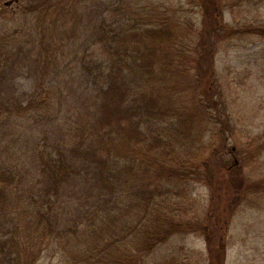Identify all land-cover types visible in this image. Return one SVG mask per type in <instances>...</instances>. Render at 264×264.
<instances>
[{"label": "trees", "instance_id": "trees-1", "mask_svg": "<svg viewBox=\"0 0 264 264\" xmlns=\"http://www.w3.org/2000/svg\"><path fill=\"white\" fill-rule=\"evenodd\" d=\"M132 1L113 0L107 4L108 14L102 12L98 21L91 20L95 43L102 42L107 49L99 57L88 54L83 63L96 86L76 95L75 101L73 97L66 99L72 104L67 109L63 108L67 102L61 99L56 113L48 114L54 120L53 129L46 131L56 136L53 150L51 154L37 153L42 179L34 183L35 192L28 190L29 198L41 207L33 208L35 213L32 209L26 223L10 211L0 215V231H8L3 243L0 239V250L17 248L22 242L33 244L36 237L41 242L75 248V264H154L152 258L160 245L177 234L202 229L210 264H226L228 244L219 227L224 220L212 229L202 226L196 214L186 210L184 198V191L189 193L193 182L203 180L222 202L217 214L221 220L226 214L233 215L239 201L259 185L247 183L237 164L227 167L217 147L211 152L217 163L201 162L199 148L210 150L214 144H196V138L207 133L210 124H216L223 104L215 98L214 50L219 37L231 30L217 17L223 0H197L204 16L214 9L210 28L205 24L199 30L176 14L159 13L156 5L134 6ZM68 2L30 1L27 13L36 17L40 50L33 46L24 54L23 46L14 47L0 37V148L8 134L5 127L9 119L22 107L29 115L39 111L46 117L45 109L51 102L38 98L47 86L15 99L8 73L28 58L37 68L44 64L43 72L54 66L63 47L52 46L50 40L57 36L62 13L80 3ZM86 17L76 14V22ZM249 28L264 36V24ZM148 33L162 42L158 46L146 42L144 49L135 48L133 44H139ZM137 35L141 38L136 39ZM156 63L161 65L160 71H155ZM191 88L199 91L191 94ZM165 92L168 96L163 99ZM203 120L206 127L201 126ZM1 154L0 149V201L5 203L27 172L20 170L19 164L3 161ZM262 185L264 188V182ZM16 201L11 197L10 205ZM0 255V264L3 259L8 264L13 260L24 264L21 251L15 258L12 253ZM25 264L34 262L31 259ZM156 264L167 263L163 259ZM168 264H180V260Z\"/></svg>", "mask_w": 264, "mask_h": 264}, {"label": "rangeland", "instance_id": "rangeland-1", "mask_svg": "<svg viewBox=\"0 0 264 264\" xmlns=\"http://www.w3.org/2000/svg\"><path fill=\"white\" fill-rule=\"evenodd\" d=\"M8 1L12 3L7 5ZM30 1L0 0V37H5L14 47L23 46L24 54L33 46L36 51L40 50L38 49L40 37L35 33L36 17L34 14L27 13ZM78 1L80 3L69 6L62 13L63 18L58 22L57 36L54 35L50 40L52 46L56 43L63 47L62 51L57 52L58 58L54 66L49 69L44 68L43 72L44 64H40V68H37L38 65L28 58L23 62L24 65L8 73L15 99L22 98L24 95L27 97L28 94L32 95L36 88L45 85L47 86L45 94L41 91L38 100L47 99L51 102L45 109L47 118L41 117L39 111L29 115V111L25 112L22 107L19 113L9 119V124L5 127L8 134L4 135L0 148L3 161L8 164H19V169L27 172V176L23 173V182L18 188L16 187L14 193L12 191L9 193L5 203L0 201V215L10 211L23 223L31 217L30 212L33 208L41 207L29 198L28 190L35 192L34 183L42 179L39 176L40 160L37 153L51 154L53 150L56 136L46 131L53 129L54 120L48 114L56 113L61 99L67 102L73 97L75 101L76 95L95 88L96 81L88 74L83 63L85 64V60H88V54L93 53L99 57L107 51L102 42L95 43L96 35L92 33L91 20L98 21L102 12L108 14L107 4L109 6L113 0ZM71 2L72 0H69L68 3ZM132 3L134 6L142 5L143 7L156 5L159 7L158 11L161 10L159 13L165 10L170 16L176 14L182 20L191 21L193 28L197 30L203 29L205 24L210 28L214 14L213 9L207 17L204 16V8L197 0H133ZM76 14L87 16L84 23L76 22ZM217 17L223 25L231 28V30L228 29L229 35L220 36L216 48L214 47L218 83L215 98L223 102L222 109L217 116L216 124H210V130L207 133L203 135L201 133L198 138L196 133H193L198 147L214 144L210 150L199 148L202 154L201 162L211 160L217 163L211 153L217 147L221 150V156L227 167L233 166L235 160H238L237 165L241 167L247 183H259V185H257L258 188L246 194L242 201H239L233 215L226 214L227 217L221 220L217 219V214L221 210L222 202L217 199L213 188L208 183L205 184L203 180L193 182L189 193L184 191L186 194L184 198L187 199L185 206L191 214H196L203 223L202 226L205 224L210 229L224 220L223 226L219 225V227L225 233L228 244L226 264H264V188L262 185L264 182V36L255 34L249 28L251 24H264V0H223ZM231 31L233 33L230 34ZM32 33L34 37H31ZM138 37L141 38L137 35L136 39ZM131 41L129 40L128 44L132 47ZM146 42L158 46L162 39L148 33L143 36L139 44L136 43L133 46L144 49ZM191 55L192 51L188 58ZM160 68L161 65L156 63L155 71H160ZM188 78L187 80L190 81L189 75ZM189 81L187 84L190 83ZM49 82H52L53 88ZM191 91L193 94L199 90L193 91L191 88ZM167 96L166 92L162 95L163 99ZM70 105L72 104L67 102L63 108L67 109ZM22 106H25L24 103ZM201 126L206 127L204 120ZM129 144H134V141ZM11 197L17 200L12 205H10ZM55 198V193L52 192L51 201L54 202ZM58 205L59 202L56 206L59 207ZM27 207L30 209H26ZM33 211L36 212L35 209ZM7 232V229L0 231L2 243L8 237ZM203 232L201 229V232L193 231L184 235H175L154 252L153 263L156 264L157 261L165 259V263L168 264L178 258L180 264H210ZM38 242L41 241L35 237L33 244L22 242L17 248L8 246L0 252L12 253V258H15L21 251L24 264L31 259L34 264L76 263L73 261L77 252L75 248H65L59 242L55 244ZM2 256L0 255V259ZM2 261H4L3 264H8L6 259ZM12 262L16 264L14 260Z\"/></svg>", "mask_w": 264, "mask_h": 264}, {"label": "water", "instance_id": "water-1", "mask_svg": "<svg viewBox=\"0 0 264 264\" xmlns=\"http://www.w3.org/2000/svg\"><path fill=\"white\" fill-rule=\"evenodd\" d=\"M12 1H9V2H7V4H10ZM233 149H235V147H233ZM238 163V160H235V164H237Z\"/></svg>", "mask_w": 264, "mask_h": 264}]
</instances>
